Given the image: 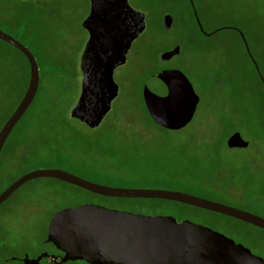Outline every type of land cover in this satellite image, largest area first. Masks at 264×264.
I'll use <instances>...</instances> for the list:
<instances>
[{"label": "rangeland", "instance_id": "374dc122", "mask_svg": "<svg viewBox=\"0 0 264 264\" xmlns=\"http://www.w3.org/2000/svg\"><path fill=\"white\" fill-rule=\"evenodd\" d=\"M192 2L203 31L187 0H128L146 15V27L115 72L119 95L111 112L91 130L69 116L80 95L89 0H0V30L28 48L39 69L34 102L0 154V193L24 174L54 169L103 187L185 193L264 217V90L240 39L264 78V0ZM165 17L172 20L168 29ZM175 48L178 55L160 60ZM165 69L182 73L199 98L193 120L177 130L156 124L142 97L145 81ZM27 71L24 57L0 42V129L22 98ZM233 133L249 147L228 149ZM139 201L29 182L0 206V259L22 264L14 259L53 256L42 244L52 216L94 205L189 221L264 260L257 228L172 202Z\"/></svg>", "mask_w": 264, "mask_h": 264}, {"label": "water", "instance_id": "95a60500", "mask_svg": "<svg viewBox=\"0 0 264 264\" xmlns=\"http://www.w3.org/2000/svg\"><path fill=\"white\" fill-rule=\"evenodd\" d=\"M90 12L82 23L88 34L80 58V95L69 116L96 130L112 110L119 95L114 81L118 67L124 66L130 48L145 30L146 15L130 8L128 0H89ZM194 16L201 31L194 4ZM172 20L164 18L165 28ZM243 44L263 85L264 78L254 61L245 37ZM0 41L13 47L26 59L29 81L14 113L0 130V154L10 134L24 117L39 89V69L28 48L0 30ZM175 48L160 55L169 61L179 54ZM142 97L150 118L165 129L186 127L194 118L199 98L180 72L160 71L144 83ZM160 121L158 117L164 116ZM170 119L169 121L167 120ZM228 149H247L239 133L226 141ZM35 180L60 182L93 195L117 200L172 202L247 224L264 232V218L255 214L185 193L103 187L61 170H35L24 174L0 193V206L18 189ZM45 243L62 255L42 253L34 259L25 255L22 264L83 262L85 264H264L248 249L227 237L189 221L171 217H150L85 205L55 213L50 219ZM15 260V259H14Z\"/></svg>", "mask_w": 264, "mask_h": 264}, {"label": "trees", "instance_id": "16d2710c", "mask_svg": "<svg viewBox=\"0 0 264 264\" xmlns=\"http://www.w3.org/2000/svg\"><path fill=\"white\" fill-rule=\"evenodd\" d=\"M17 41H18V40H17ZM0 42H1V41H0ZM4 44H5V43H4ZM6 45H7V44H6ZM8 46H9V45H8ZM10 47H11V46H10ZM12 48H13V47H12ZM243 48H244V53L246 54L247 58L249 59L251 65H252V69H253V71L255 72L256 69H255V67H254V65H253V63H252V61H251L249 55L247 54V51H246L244 45H243ZM13 49H14V48H13ZM15 50H16V49H15ZM16 51H17V50H16ZM17 52H18V51H17ZM18 53H20V52H18ZM20 54H21V53H20ZM21 55H22V54H21ZM22 56H23V55H22ZM24 59H25V58H24ZM25 60H26V59H25ZM26 62H27V61H26ZM27 67H28V63H27ZM28 81H29V67H28V71H27V75H26V82H27V83H26L25 89H24V91H23L22 98H23V96H24V94H25V92H26V89H27V86H28ZM258 81H259L261 87H262L263 90H264V87H263V85H262L263 83H262L261 79L258 78ZM22 98L20 99L19 103L21 102ZM19 103L17 104V106L19 105ZM32 104H33V103H32ZM17 106H16V108H17ZM16 108H15V110H16ZM29 109H30V108H29ZM29 109H28V110H29ZM15 110H14V111H15ZM14 111L12 112V114L14 113ZM27 112H28V111H27ZM27 112H26V113H27ZM146 112H147V111H146ZM12 114H11V115H12ZM11 115H10V116H11ZM10 116L8 117V119L10 118ZM8 119H7V120H8ZM7 120H6V121H7ZM21 120H22V119H21ZM6 121H5V123H6ZM5 123H4V124H5ZM19 123H20V122H19ZM19 123H18V124H19ZM4 124H3V126H4ZM18 124H17V125H18ZM3 126H2V127H3ZM2 127H1V129H2ZM16 127H17V126H16ZM16 127H15V128H16ZM1 129H0V130H1ZM9 137H10V136H9ZM8 139H9V138H8ZM7 142H8V141H7ZM7 142H6V143H7ZM5 146H6V144H5ZM5 146H4V148H5ZM4 148H3V149H4ZM3 149H2V150H3ZM70 174H71V173H70ZM74 175L77 176V177H79V178L81 177V176H79V175H77V174H74ZM84 180H85V179H84ZM11 184H12V183H11ZM3 191H4V190H3ZM3 191H2V192H3ZM139 202H143V200H141V201H139ZM233 208H236V207H233ZM237 209H239V208H237ZM247 212H248V211H247ZM136 214H137V213H136ZM251 214H253V213H251ZM255 215L264 218V217L261 216V215H258V214H255ZM42 244H43V245H47L49 248H51L52 251H54V255H56V256H58V255H62V253H60L59 251H57L52 245L45 243V241H43ZM22 258H23V256H22L20 259H22ZM14 261L20 262V260H19V261H18V260H14ZM14 261H13V262H14ZM44 261H46V260H44ZM9 262H12V261H9ZM0 263H1V264H4L3 258L0 259ZM20 263H21V262H20ZM51 264H52V263H51ZM73 264H85V263H83V262H76V263H73Z\"/></svg>", "mask_w": 264, "mask_h": 264}, {"label": "flooded vegetation", "instance_id": "af4514ba", "mask_svg": "<svg viewBox=\"0 0 264 264\" xmlns=\"http://www.w3.org/2000/svg\"><path fill=\"white\" fill-rule=\"evenodd\" d=\"M188 2H189V6L190 7H192V5H190V0H187ZM193 4H194V7H195V3L193 2ZM191 11H192V14H193V18L195 19V16H194V12H193V8H191ZM89 12H90V4H89ZM88 15H89V13H88ZM145 25H146V18H145ZM166 27V26H165ZM88 35V34H87ZM240 39H241V41H242V43H243V40H242V38L240 37ZM87 41H88V39H87ZM134 43V42H133ZM244 45V44H243ZM129 53V52H128ZM128 55V54H127ZM126 62H127V60H126ZM119 68V67H118ZM117 68V69H118ZM116 69V70H117ZM163 71H170V69H165V70H163ZM116 72V71H115ZM255 73H256V75H257V77L259 78V75H258V73H257V71H255ZM115 75V74H114ZM260 79V78H259ZM263 85V84H262ZM118 86V85H117ZM263 87H264V85H263ZM15 129V128H14ZM11 135V134H10Z\"/></svg>", "mask_w": 264, "mask_h": 264}]
</instances>
